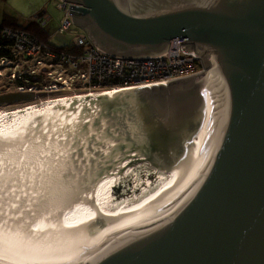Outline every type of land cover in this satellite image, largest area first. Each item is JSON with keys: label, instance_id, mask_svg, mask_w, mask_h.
Returning <instances> with one entry per match:
<instances>
[{"label": "water", "instance_id": "95a60500", "mask_svg": "<svg viewBox=\"0 0 264 264\" xmlns=\"http://www.w3.org/2000/svg\"><path fill=\"white\" fill-rule=\"evenodd\" d=\"M64 1L74 24L110 53L156 55L180 38L201 59L193 75L119 90L132 132L188 134L208 83L214 115L178 198L54 264H264V0ZM33 98L13 91L0 94V104Z\"/></svg>", "mask_w": 264, "mask_h": 264}, {"label": "bare ground", "instance_id": "6f19581e", "mask_svg": "<svg viewBox=\"0 0 264 264\" xmlns=\"http://www.w3.org/2000/svg\"><path fill=\"white\" fill-rule=\"evenodd\" d=\"M129 88L140 87L0 111V259L64 261L182 194L208 145L211 85L198 126L170 150L130 130L118 93ZM142 161L159 173L155 180L140 181L134 170ZM126 177L133 194L114 198Z\"/></svg>", "mask_w": 264, "mask_h": 264}, {"label": "built area", "instance_id": "2783aa9c", "mask_svg": "<svg viewBox=\"0 0 264 264\" xmlns=\"http://www.w3.org/2000/svg\"><path fill=\"white\" fill-rule=\"evenodd\" d=\"M70 4L58 1L63 10L58 27L61 33L74 24L69 14ZM0 36L9 41L5 47L11 53V57H0V75L3 66L22 60V74H18L22 84L16 86V91L32 93L38 98L82 88L101 91L123 86L152 87L193 75L203 68L199 56L180 38L172 39L160 54L125 57L102 49L84 31L70 40L68 50L40 41L23 29L3 26Z\"/></svg>", "mask_w": 264, "mask_h": 264}, {"label": "rangeland", "instance_id": "374dc122", "mask_svg": "<svg viewBox=\"0 0 264 264\" xmlns=\"http://www.w3.org/2000/svg\"><path fill=\"white\" fill-rule=\"evenodd\" d=\"M59 0H0V21L3 19L5 14L14 16L18 18L19 22L25 23L29 20V18L35 17V14L40 12L41 10H45V14L43 15V20L45 24L43 25L46 31L50 36V40L56 45H63L68 43L71 39H73L77 34L82 33V29L77 25L73 24L70 30L61 33L58 30L61 19L63 17V10L58 6ZM22 60L16 59L11 65L3 66L1 69L0 75V94L8 93L16 91V86L18 85V74H22ZM1 68V66H0ZM13 74L15 76L13 77ZM98 91V90H96ZM92 91V92H96ZM88 91L85 88L75 89L73 92H60L54 94H44L43 96L34 97L31 100H22L16 102H8L4 104H0V111H11L12 109H17L19 107L24 108L25 106L39 105L38 108H44L46 105V101L49 99L60 98V97H71L78 94H85ZM44 103V106H43ZM185 134V133H184ZM182 135L180 138L164 140V139H154L155 144L159 148H164L166 150L175 149L178 145V141L184 137ZM160 142H159V141ZM177 140V141H176ZM163 141V142H162ZM177 142V143H176ZM175 145V146H174ZM139 163V162H138ZM136 166V165H135ZM139 167H136L134 172H137L138 177L141 179L140 181L146 180L147 176L154 175V180L159 176V173L155 171V169L147 162H141L138 164ZM154 172V174H152ZM132 180L130 178H123L120 181L122 186H114L112 189V194L114 198H120L122 194H133L129 193L127 188L131 186L130 182ZM139 181V180H138ZM145 182H140L143 185ZM138 185L142 187L141 185ZM138 193L140 190L137 191ZM126 196V195H125ZM126 198V197H124ZM146 198V197H145ZM145 198H143L145 200ZM121 199V198H120ZM140 203V201H139Z\"/></svg>", "mask_w": 264, "mask_h": 264}, {"label": "trees", "instance_id": "16d2710c", "mask_svg": "<svg viewBox=\"0 0 264 264\" xmlns=\"http://www.w3.org/2000/svg\"><path fill=\"white\" fill-rule=\"evenodd\" d=\"M39 19L40 18L32 19L28 23H20L16 17L5 14L3 16V19L0 21V27L8 26L12 28L23 29L35 35L40 41H45L46 43L54 47L68 50V47H67L68 43L63 44V45H56L50 40V36L43 26L44 25L43 21L41 22V20ZM8 43L9 41L7 39L2 38L0 36V45L3 46L0 48V57H11L10 49L5 47ZM32 80L34 81L35 79H32ZM17 82L18 84H22V79L18 78Z\"/></svg>", "mask_w": 264, "mask_h": 264}, {"label": "crops", "instance_id": "0c3cea01", "mask_svg": "<svg viewBox=\"0 0 264 264\" xmlns=\"http://www.w3.org/2000/svg\"><path fill=\"white\" fill-rule=\"evenodd\" d=\"M18 19V18H17ZM32 19H38L37 17H33V18H29V20L28 21H26L25 23H28V22H30ZM39 20H41V22L43 21V24H45V21L43 20V18H40ZM19 21V20H18ZM21 23V22H20ZM70 42V41H69ZM69 42H68V44H69Z\"/></svg>", "mask_w": 264, "mask_h": 264}]
</instances>
